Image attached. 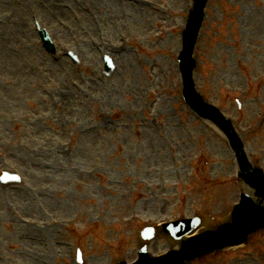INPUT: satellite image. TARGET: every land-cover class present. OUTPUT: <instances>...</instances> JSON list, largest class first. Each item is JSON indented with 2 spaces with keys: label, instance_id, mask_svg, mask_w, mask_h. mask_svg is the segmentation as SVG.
I'll return each mask as SVG.
<instances>
[{
  "label": "rangeland",
  "instance_id": "374dc122",
  "mask_svg": "<svg viewBox=\"0 0 264 264\" xmlns=\"http://www.w3.org/2000/svg\"><path fill=\"white\" fill-rule=\"evenodd\" d=\"M117 1L63 0L61 6L78 3L76 16L69 18L47 7L39 16L45 0H0L4 22L0 26V87L5 96L0 98V146L9 143L12 156L11 162L7 156L0 159V169H16L24 181L10 200L28 201L36 213L41 207L52 220L60 215L73 218L77 210L81 244L97 225L109 232L110 248L83 254L87 264H116L121 258L133 261L140 242L137 231L145 224L197 215L204 222L223 220L241 190L225 141L181 101L175 57L184 24L178 16L185 18L188 0H161L153 28L154 16L146 19L140 11L129 9L132 13L124 25L154 29L153 39H164L169 32L174 35L164 44L157 45V40L152 52L159 56L153 59L149 46L139 49L126 44L124 21L116 22L111 15L113 9L119 18ZM31 9L38 10L58 53H74L79 67L68 58L58 61L43 52L28 18ZM134 38L131 44L140 41L137 33ZM123 48L133 54L116 56L114 51ZM104 56L116 67L109 78L102 74ZM196 59L199 91L234 120L241 134L260 131L246 136L245 142L249 156L264 169V0H211ZM125 63L132 64L136 73L115 98L111 91L117 88V73ZM6 120L11 124L1 126ZM77 130V150L69 153L63 144ZM23 151L25 158L20 155ZM204 166L206 173H199ZM199 174L208 178L199 180ZM63 182L69 190L76 189L74 205L65 208L56 202ZM144 185L152 200L134 208L136 187ZM200 190L201 200L200 195L196 197ZM19 226L15 225L23 230ZM56 240L65 243L60 237ZM172 247L170 241L159 238L150 244V253L161 254ZM70 252L63 246L59 249L66 258ZM45 261L38 259L39 264ZM208 264H264V237L254 239L244 252L226 254Z\"/></svg>",
  "mask_w": 264,
  "mask_h": 264
},
{
  "label": "water",
  "instance_id": "95a60500",
  "mask_svg": "<svg viewBox=\"0 0 264 264\" xmlns=\"http://www.w3.org/2000/svg\"><path fill=\"white\" fill-rule=\"evenodd\" d=\"M202 1H201V5H202ZM198 12L192 16L190 22H189V30H188V33H187V36L188 38H191L190 39V47H189V50L191 51L192 49V45H193V40H195L194 38V34H195V31H196V28L198 26V21H199V16H198ZM183 65H182V69H183V72H184V78H185V82H186V98L187 100L189 101H192V100H195V98H193V94L192 92L189 90V86H190V79H189V74L190 72L188 73L185 69V60L183 58ZM227 132H229V130H227L226 128H224ZM240 157L242 159V156L240 154ZM255 186L257 187L258 191H259V194L264 198V187L259 184H255ZM260 214H264V212H260ZM259 222V215L254 213L252 215V211H251V208L246 204V203H242L241 207L238 208L234 214V227H239V228H242V231L244 232H241V234H243L240 238L239 241H242L245 236L247 235L248 232L252 231V229L250 231H248L250 229V226H258V223ZM263 227V225H261L259 228ZM247 231V232H245ZM224 233V231L216 234V235H206L204 236L203 238H200L199 240H197L196 242L194 241V243L190 244L187 248H196L198 247L199 245H201L202 243H204V241H207L208 239H220V236ZM216 242V241H215ZM226 244H220V248L221 247H224ZM186 248V249H187ZM213 249L215 248H210L209 251H212Z\"/></svg>",
  "mask_w": 264,
  "mask_h": 264
},
{
  "label": "bare ground",
  "instance_id": "6f19581e",
  "mask_svg": "<svg viewBox=\"0 0 264 264\" xmlns=\"http://www.w3.org/2000/svg\"><path fill=\"white\" fill-rule=\"evenodd\" d=\"M124 71H125V73H123V74L120 73V72L117 73V82H116V84L118 86L113 91H111V93H113L112 97L118 98L121 95V93H122V85L125 83L124 78L127 75L134 74V68L132 66H129L128 68H125Z\"/></svg>",
  "mask_w": 264,
  "mask_h": 264
}]
</instances>
